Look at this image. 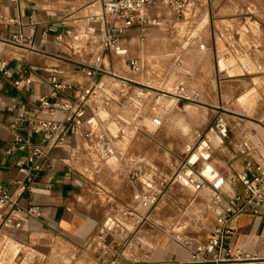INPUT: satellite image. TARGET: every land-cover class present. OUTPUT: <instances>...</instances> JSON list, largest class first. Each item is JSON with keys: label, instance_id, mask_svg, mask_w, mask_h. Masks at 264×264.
<instances>
[{"label": "crops", "instance_id": "0c3cea01", "mask_svg": "<svg viewBox=\"0 0 264 264\" xmlns=\"http://www.w3.org/2000/svg\"><path fill=\"white\" fill-rule=\"evenodd\" d=\"M165 1L158 0L156 4ZM179 1L185 3L183 10L190 5L189 0ZM201 1L207 3L210 39L209 49L203 56L206 61L202 66L206 72L202 73V97L205 100L201 101L200 107L205 112L202 122H212L214 127L204 135L197 132L188 144L189 138H178L176 133L158 128L151 130L145 124L133 136L121 135L118 143L126 148L120 154L111 144V153L119 155L120 160L111 168L104 187L98 181L94 156L96 146L110 143L106 134L97 133L95 112L98 103L91 95L84 133H70L61 146L47 150L43 168L36 172L29 189L20 199L19 205L23 209L38 206L41 217L31 218L24 213L21 227L0 226V264H12L22 249L33 245H40L50 256L51 251L63 249L61 242L55 243L57 240H68L79 251L88 253L86 258H73L68 264H201L192 260L184 241L189 240L193 247L206 243L228 198L243 191L242 183L233 179L243 172L251 176L253 172L247 170V162L253 167L257 163L264 165V106L257 104L252 108L242 101V98L248 99V94L259 83L264 85V72L242 69L233 61L247 56L256 42H264V18L256 14V0ZM261 1L257 7L264 11V1ZM105 2L0 0V190L13 192L17 181L23 178L20 160L29 156L35 147H46L42 137L30 132L29 118L63 120L64 113L58 104L75 100L97 83L106 86L100 92L109 89L119 93L120 98L128 92L124 88L119 90L117 83L130 79L110 70L112 63L115 64L114 57L110 59L106 55L104 72L93 79L81 70L83 65H91L98 54V44L105 29ZM133 30L129 29L126 36ZM18 34L31 39L25 43H11ZM126 36L121 39L120 51L116 52L119 59L128 52L123 47ZM133 58L142 60L140 72H145L146 57ZM133 58L124 62L127 71L134 72L128 65ZM221 58L228 61L225 68L220 67ZM119 62L121 60H117ZM212 64L215 84L206 83L204 75L209 74ZM3 66L12 78L4 74ZM25 71V76L30 75L32 82L17 88L13 80ZM52 75L71 85V89L54 95L50 81ZM105 78H111V81ZM43 97L50 107L48 110L41 106ZM21 114L26 117L20 118ZM110 129L115 131L117 127L111 124ZM86 133L90 136L86 137ZM17 137L23 138L24 148H20L22 144L16 141ZM197 144L198 152L190 154ZM182 147L186 148L185 151L181 150ZM185 161L191 166L189 163L183 165ZM181 167L188 173L196 168L198 179L203 174L201 183L209 190L211 199L204 206H195L190 216L192 231L180 244L162 240L160 229H156V214L146 242L147 234L141 232L142 228L131 230L123 226L121 235H115L110 232L114 231L113 227L105 232V228L99 226L100 219L111 220L125 215L132 218L133 214L89 210L85 206L95 198H133L130 185L135 187L134 183L139 190L160 197L168 181ZM135 172L140 176L132 179ZM175 183L173 181L164 197H201L195 184L186 185L184 182L185 185H181L191 193L179 196L176 190L179 186H174ZM218 193L223 200L214 204ZM226 227L232 234L225 240V249L228 246L242 248L250 256H256L241 264H264V204L259 213L243 212L230 218ZM34 241L40 244H34ZM42 264L65 263L47 258Z\"/></svg>", "mask_w": 264, "mask_h": 264}, {"label": "rangeland", "instance_id": "374dc122", "mask_svg": "<svg viewBox=\"0 0 264 264\" xmlns=\"http://www.w3.org/2000/svg\"><path fill=\"white\" fill-rule=\"evenodd\" d=\"M166 1L154 4L149 8L148 13L151 19L155 21L147 25L144 31L141 27L136 26L134 32L126 36V40L123 42V47L127 48L128 51L126 55L121 56L119 59L116 56V50L105 52V55L110 59L111 57L115 59V64L112 63L110 70L118 75L128 77L130 81L117 83L119 90L122 88L128 90L125 106L119 104V93L112 92L115 100L110 102L109 105L100 103L99 100L101 101V99L99 97L93 98L99 104L98 106L96 103L97 111L95 112L98 122L97 133L106 134L107 141L110 143L100 147L96 146L97 153L94 156L98 181L104 187L107 176L112 171L111 168L118 164L120 160L119 155L111 153V144L120 154L126 148L118 143L121 135L133 136L145 124L151 130L158 128L176 133L178 138H189L187 140L188 144L197 132L204 135L214 127L212 122L209 124L202 122L205 112L200 107L202 105L201 101L205 100L202 97V73L206 72L202 66L203 62L206 61L203 56L209 49L208 42L210 39L209 25L206 22L207 3L202 4L201 0H189V7L183 10L178 8L176 4L169 3V0ZM261 2V0H256L254 5L257 9V16L264 18V11L259 10V7H257V4H262ZM257 30L259 31L260 28ZM141 34H144V39H142ZM254 45L255 48L247 56H242L233 61L240 64L242 69L247 68L252 72H264V42H256ZM97 50L98 52L101 50L100 43ZM141 55L145 56L147 61L145 72L127 71L124 62L129 58ZM117 60H121V62L117 63ZM227 63L228 61L224 58L219 61L221 68H225ZM237 71H240V69ZM204 75L207 79L206 83L212 84L213 82L215 84L213 64L210 66L209 74ZM110 79L105 78L106 81H111ZM181 86L185 88L182 92L179 91ZM142 88L153 89V92L140 105L141 102L136 98V92ZM242 101L247 102L250 107L253 105V107H256L257 104L264 106V85L259 83L257 88L248 94V99L242 98ZM153 117L160 118L162 124L156 126L152 121ZM111 124H115L117 127L115 131L110 129ZM116 142L117 144H115ZM197 147L198 144L190 154L195 151L197 153ZM185 149V147L181 148L184 151ZM193 159H196V157L194 156ZM187 163L189 162L185 161L183 165H188ZM193 170L192 172L197 180L194 184L197 185L198 194L201 197H184L191 191L181 185L184 184L182 182L183 178L187 179L186 176L189 174L186 169L181 167L172 180L168 181L160 197L147 198V201H144L143 198H135V195H142L146 192L139 190L137 184L134 183L135 187L130 185L133 198H95L85 206L89 210L133 214L132 218H130V215H125L123 218L111 220L100 219L98 220L99 226L104 227L105 232L108 228L113 227L114 231L111 230L110 232L115 235H121L123 226L131 230L135 227L142 228L141 232L147 234L146 242L149 240L148 234L150 232L148 230L153 229L154 215L156 214V229H160L162 240L180 244L184 241L188 232L192 231L190 216L195 206H204V203L211 199L208 197L209 190L205 189L201 179H198L199 174L196 168H193ZM173 181L176 182L174 186H179L176 188L177 194L184 198L164 197V194L170 190ZM173 190L171 192L175 193ZM57 242L62 243L61 247L63 249L51 251L50 256H47V252H43L40 245L28 246L13 258L12 264H42L43 259L47 258L52 261L58 260L61 262L63 260L65 264H68L73 258L84 259L88 256V253L79 251L68 240H57L55 243ZM34 244L40 243L34 241Z\"/></svg>", "mask_w": 264, "mask_h": 264}, {"label": "built area", "instance_id": "2783aa9c", "mask_svg": "<svg viewBox=\"0 0 264 264\" xmlns=\"http://www.w3.org/2000/svg\"><path fill=\"white\" fill-rule=\"evenodd\" d=\"M158 0H106L104 4L103 23L105 26L104 33L100 39V52H98L91 65H83L81 70L90 78H95L98 73L104 72L105 52L116 50L120 51L121 39L127 35L128 30L136 26L141 27L142 31L145 27L155 20L151 19L148 11L151 6L156 4ZM169 3L176 4L178 8H185V3L179 0H169ZM144 39V34H141ZM31 38L23 35H15L11 43L18 44L27 42ZM128 65L134 72H140L143 68V62L140 58H133L128 61ZM7 77L12 78V74L7 71L4 66L1 69ZM21 74L19 78L13 80L17 88H22L25 84L32 82L31 76ZM50 81L53 85V94L56 95L71 89V85L61 81L58 76L52 75ZM105 89L104 84H94L93 88L86 91L84 94L78 95L73 101H66L58 104V108L64 113L63 120L53 118H40L38 120L29 118L30 132L36 136L42 137L43 142H46V147H35L32 153L22 158L19 162L20 172L23 178L17 181L16 188L13 192L0 190V226L2 227H21L24 213L31 218H40L41 211L38 206L31 205L26 209L20 207L19 202L25 192L29 189V184L34 180L36 172L40 171L44 165V159L47 155V150L57 146H61L69 134H83L85 126V116L87 113L88 101L91 95L94 98H100L104 105H109L115 100L113 93L99 91ZM184 86L180 87V92L184 91ZM123 92V91H122ZM153 89L142 88L136 92V98L142 103L145 99L151 96ZM123 98L119 99L120 106H125L127 102L128 92H124ZM41 106L48 110V102L46 98L40 100ZM26 117L21 114L20 118ZM153 123L160 126L162 121L158 117H154ZM86 137L90 134L86 133ZM16 141L21 143L20 148H24V140L17 137ZM191 166V164L189 163ZM246 168L253 173L251 176L247 172L238 174L233 180H238L243 185L241 193H235L228 198L226 206L218 215L216 225L212 229L208 241L204 244L192 246L189 240L184 241V245L190 250L193 261L201 264H241L245 260L253 259L256 256H250L242 248L228 246L225 249V240L232 234V231L226 227V222L243 212L259 213L264 204V165L257 163L254 167L251 162H247ZM203 183V174L201 173ZM140 174L135 172L132 179L139 178ZM183 181L186 185L194 184L195 175L190 172ZM197 186V185H196ZM138 198H157L152 192L140 194ZM223 200V196L218 193L215 195L214 204ZM153 202V201H152Z\"/></svg>", "mask_w": 264, "mask_h": 264}, {"label": "bare ground", "instance_id": "6f19581e", "mask_svg": "<svg viewBox=\"0 0 264 264\" xmlns=\"http://www.w3.org/2000/svg\"><path fill=\"white\" fill-rule=\"evenodd\" d=\"M154 118V117H153ZM153 121V120H152ZM115 130V129H114Z\"/></svg>", "mask_w": 264, "mask_h": 264}]
</instances>
